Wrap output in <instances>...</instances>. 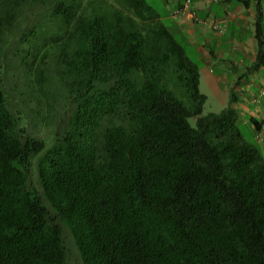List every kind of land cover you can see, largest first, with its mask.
<instances>
[{
  "label": "trees",
  "instance_id": "1",
  "mask_svg": "<svg viewBox=\"0 0 264 264\" xmlns=\"http://www.w3.org/2000/svg\"><path fill=\"white\" fill-rule=\"evenodd\" d=\"M198 86L145 0H0V264H264V159Z\"/></svg>",
  "mask_w": 264,
  "mask_h": 264
},
{
  "label": "crops",
  "instance_id": "2",
  "mask_svg": "<svg viewBox=\"0 0 264 264\" xmlns=\"http://www.w3.org/2000/svg\"><path fill=\"white\" fill-rule=\"evenodd\" d=\"M160 2L168 12L171 34L170 28L181 33L180 44L187 56L192 61L199 58L201 65L194 63L205 102L210 95L220 111L235 110L239 126L246 129L264 159V0H192L202 21L194 24L188 18L170 17L181 0ZM211 22L224 30L211 29Z\"/></svg>",
  "mask_w": 264,
  "mask_h": 264
},
{
  "label": "rangeland",
  "instance_id": "3",
  "mask_svg": "<svg viewBox=\"0 0 264 264\" xmlns=\"http://www.w3.org/2000/svg\"><path fill=\"white\" fill-rule=\"evenodd\" d=\"M146 3L152 7V9L157 12L161 17H162V20L164 21V23L169 26L170 25V20L168 19V12L167 10L165 9V7L163 6V4L160 2V0H145ZM31 18V21L33 20V16L30 17ZM170 30L172 31L174 37L176 38V40L179 42V43H182L183 40V36L181 35V33H178L174 30V28H170ZM182 40V41H181ZM187 50V49H186ZM188 51V50H187ZM7 56H10V52L7 53ZM198 58V57H197ZM197 58H194L193 59V62L197 63L198 65L201 63L198 61ZM18 73V76L21 75L20 71L17 72ZM201 89L204 90V87L202 86ZM209 95V94H208ZM220 111V108H218V104L214 101V99L209 95V99L207 102L204 103V106H203V115L207 114V113H210V112H218ZM189 122L190 124L194 127L195 126V120L194 118H190L189 119ZM40 130H41V133L44 134V132L46 131L45 129V126L42 124L40 125ZM240 131L243 133V135L247 138L248 141L251 142V137L249 136V134L247 133L246 129L242 126H240ZM73 253L76 254V251L75 249H73Z\"/></svg>",
  "mask_w": 264,
  "mask_h": 264
},
{
  "label": "built area",
  "instance_id": "4",
  "mask_svg": "<svg viewBox=\"0 0 264 264\" xmlns=\"http://www.w3.org/2000/svg\"><path fill=\"white\" fill-rule=\"evenodd\" d=\"M170 17L174 20L188 18L193 24L202 22L193 8L192 0H181V2L171 10ZM210 27L217 32H222L224 30V27L216 22H211Z\"/></svg>",
  "mask_w": 264,
  "mask_h": 264
}]
</instances>
